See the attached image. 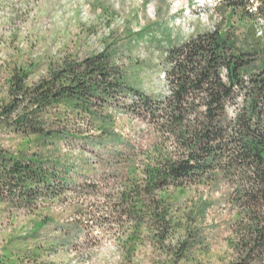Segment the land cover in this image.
Here are the masks:
<instances>
[{"label": "trees", "instance_id": "obj_1", "mask_svg": "<svg viewBox=\"0 0 264 264\" xmlns=\"http://www.w3.org/2000/svg\"><path fill=\"white\" fill-rule=\"evenodd\" d=\"M215 10L247 24L242 48L232 25L176 38L160 27L132 44L145 52L143 71L157 77V92L131 82L108 50L58 55L35 79L33 61L14 65L0 132L27 147L78 149L106 170L99 180L74 182L58 159L0 144V205L30 214L67 193L100 194L101 212L86 217L116 227L123 264L145 247L168 264L193 263L203 252L194 228L204 211L194 208V193L220 183L232 212L226 264H264V0H218ZM113 113L154 141L114 132ZM67 231L78 237L81 223ZM19 259L0 254V264Z\"/></svg>", "mask_w": 264, "mask_h": 264}, {"label": "rangeland", "instance_id": "obj_2", "mask_svg": "<svg viewBox=\"0 0 264 264\" xmlns=\"http://www.w3.org/2000/svg\"><path fill=\"white\" fill-rule=\"evenodd\" d=\"M217 2L0 0V102L6 96L5 79L14 65L33 61L31 79H35L45 64L58 55L84 56L106 50L127 72L131 82L139 83L150 93L157 92V77L143 71L145 52H138L139 48L132 44L150 39L152 32L160 27L176 38L213 30L218 25L226 31L232 25L230 31L237 46L242 48L247 24L235 16L231 18L227 12L218 13L215 10ZM138 33L145 37H136ZM113 120L114 132L124 138H137L142 143L155 139L151 133H142L137 122L126 115L113 113ZM0 144L11 151L27 147L13 134L4 132H0ZM27 148L44 158L58 159L66 168V171L62 168V175L74 182L99 180L106 170L89 153L75 148L64 145L37 148L32 144ZM226 194V187L220 183L197 187L194 208L200 211L204 207V211L197 215L194 229L199 231L198 243L203 252L194 253L193 263L181 261L178 264H226L231 258L226 238L232 212L225 204ZM62 200L48 202L30 214L7 210L0 205V254L7 249L13 258H20L16 264H123L116 227H99L86 217L88 213L101 212L103 197L67 193ZM74 221H79L82 227L76 238L67 231V226ZM168 261L145 247L139 249L132 264H168Z\"/></svg>", "mask_w": 264, "mask_h": 264}, {"label": "bare ground", "instance_id": "obj_3", "mask_svg": "<svg viewBox=\"0 0 264 264\" xmlns=\"http://www.w3.org/2000/svg\"><path fill=\"white\" fill-rule=\"evenodd\" d=\"M253 10H255V8H253Z\"/></svg>", "mask_w": 264, "mask_h": 264}]
</instances>
